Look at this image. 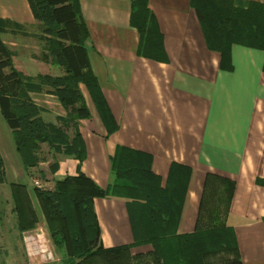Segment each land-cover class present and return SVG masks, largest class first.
I'll list each match as a JSON object with an SVG mask.
<instances>
[{"label":"crops","instance_id":"1","mask_svg":"<svg viewBox=\"0 0 264 264\" xmlns=\"http://www.w3.org/2000/svg\"><path fill=\"white\" fill-rule=\"evenodd\" d=\"M237 1L264 5V0ZM78 3L88 32L84 46L89 69L97 79L102 110L88 88L79 84L89 111L87 118L78 121L85 159L79 162L54 154L42 144L41 152L49 155L28 174L34 180L45 177L49 190L57 181L79 173L106 189L111 182V160L118 148L125 147L151 157L150 169L164 188L171 173L179 178L181 171L174 168L178 165L185 172L180 178L186 182L178 235L208 229L206 216L211 209H220L223 182L228 181L233 188L222 217L234 231L236 257L240 264H264V51L233 45L229 63L223 66L222 55L208 47L190 0H148L162 37L161 59L154 60L138 54L140 36L131 26L130 0ZM0 19L21 29H8L0 37L12 53L14 68L24 77L65 74L50 57L27 0H0ZM52 91L42 85L28 96L46 123L59 125L58 120L70 111ZM2 120L0 112L5 135V141L0 138V156L5 169L9 164L15 170L21 161L13 157V166L7 160L8 153L17 151L12 131ZM54 163L57 170L51 173ZM27 193L37 222L33 229L20 231L9 197L8 207L0 209V263L63 264L43 212L37 213L28 189ZM93 208L103 248L127 247L131 258L152 253L151 244L137 242L136 214H131L127 199L94 198ZM216 258L222 263L227 256L210 257L209 262L217 264ZM135 260L127 259L129 264H137Z\"/></svg>","mask_w":264,"mask_h":264},{"label":"trees","instance_id":"2","mask_svg":"<svg viewBox=\"0 0 264 264\" xmlns=\"http://www.w3.org/2000/svg\"><path fill=\"white\" fill-rule=\"evenodd\" d=\"M131 1V26L140 36L138 54L154 60L162 55V37L148 0ZM32 15L40 24L42 40L53 62L64 69L60 77H24L12 62V53L0 37V112L12 131L16 151L27 171L41 162V145L47 144L54 154L85 159V147L78 130V121L89 116L79 84H84L100 110L96 77L89 69L84 46L88 32L81 18L78 0H27ZM208 47L222 55L223 66L229 63L233 45L264 51V5L241 4L237 0H190ZM17 25L0 19V34ZM42 85L69 110L59 125L46 123L41 110L29 98ZM106 108V106H105ZM73 130V136L69 131ZM111 182L106 189L98 187L82 173L57 181L52 190L34 188L55 248L62 252L63 264H115L127 259L137 264H213L210 257L225 255L222 264H240L236 257L233 229L225 226L222 214L233 184L224 181L219 208L206 216V231L178 235L176 228L186 191L185 172L180 166L179 178L171 173L166 187L150 169L151 157L125 147L117 149L111 160ZM173 168V173H174ZM57 170V163L50 172ZM6 181L0 156V184ZM12 200L20 231L33 229L36 214L24 185L12 184ZM128 200L137 242L151 244L147 256L131 258L129 248L105 249L100 244V230L93 208L94 198ZM232 259H230V257Z\"/></svg>","mask_w":264,"mask_h":264},{"label":"rangeland","instance_id":"3","mask_svg":"<svg viewBox=\"0 0 264 264\" xmlns=\"http://www.w3.org/2000/svg\"><path fill=\"white\" fill-rule=\"evenodd\" d=\"M2 123H4V120H2ZM0 131H1V129H0ZM0 138L2 141H5V135L2 133V131L0 133ZM47 154L48 153L42 151L41 156H40L41 159L44 160L46 158V156L49 155V154L48 155ZM8 157H9L11 163L14 162L15 160L21 161L18 152L16 154V152L12 151V154L8 153L7 160H8ZM13 157H16V159L14 160ZM8 165L9 164H7L6 169H5L6 173H7L6 181L4 184H0V209L8 207L7 202L9 203L10 198L12 197V190H11L12 184H18V185H24L28 189V192L32 196L33 201L35 203V208L37 210V213H39V215H42V210H41L39 201H38V199L35 195V192H34V188L36 187L34 185V182L40 183V185H41L40 188H42V189H49L51 187V185H48L46 183L47 180L45 181V177H43V178L40 177L39 179H35V180L32 179L31 176L28 174V171L23 166L22 162H21V164H18V166L17 165L14 166L12 163V165L15 167V170L10 169V166H8ZM15 173H16V175H15ZM215 261L217 262V264H222V263H220L221 259H219V258H216ZM0 264H4V263H0Z\"/></svg>","mask_w":264,"mask_h":264},{"label":"built area","instance_id":"4","mask_svg":"<svg viewBox=\"0 0 264 264\" xmlns=\"http://www.w3.org/2000/svg\"><path fill=\"white\" fill-rule=\"evenodd\" d=\"M34 185L36 186V187H39L40 188V183H38V182H34Z\"/></svg>","mask_w":264,"mask_h":264}]
</instances>
